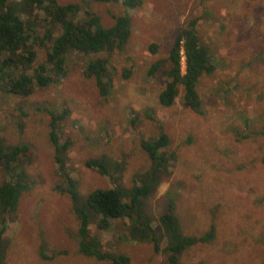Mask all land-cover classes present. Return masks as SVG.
I'll return each instance as SVG.
<instances>
[{
	"label": "rangeland",
	"instance_id": "1",
	"mask_svg": "<svg viewBox=\"0 0 264 264\" xmlns=\"http://www.w3.org/2000/svg\"><path fill=\"white\" fill-rule=\"evenodd\" d=\"M58 2L79 4L76 22L91 11L110 27L114 15L127 14L131 33L121 49L92 55L106 60V95L84 72L90 55L75 50L58 82L35 85L26 96L0 91V142L30 147V185L3 234L6 264H110L79 250L71 196L56 188L66 183L54 159L51 115L59 140L69 142L66 164L80 196L96 188L129 189L138 175L160 182L145 200L153 227L173 202L185 234L215 230L211 240L183 250L179 264H264V0H139L131 10L121 2ZM194 17L216 67L197 82L200 111L182 103L181 85L174 103L163 106L158 94L168 78L162 70L171 67L179 28ZM34 47V65L43 63L47 47ZM160 59L164 65L150 73ZM161 133L169 138L161 150L172 160L155 169L141 141ZM101 157L113 176L86 166ZM4 176L0 165V183ZM128 223L118 219L110 230L94 223L90 228L105 250L125 253L130 264H169L167 253L156 252L151 242L130 239Z\"/></svg>",
	"mask_w": 264,
	"mask_h": 264
},
{
	"label": "trees",
	"instance_id": "2",
	"mask_svg": "<svg viewBox=\"0 0 264 264\" xmlns=\"http://www.w3.org/2000/svg\"><path fill=\"white\" fill-rule=\"evenodd\" d=\"M100 2H121L126 10L135 8L139 0H96ZM80 10L79 4L71 2L60 4L58 0H0V91L12 95L26 96L35 85L46 87L58 82L66 73V60L70 51L75 50L90 57L86 61L85 74L95 79L100 93L108 94L106 60L92 57L100 51L121 49L131 33L130 18L127 14L114 15V24L105 27L100 17L86 11V18L76 22L74 16ZM47 42L50 45H47ZM46 46L43 63H36L37 51L34 45ZM155 45L151 49L154 50ZM184 59L182 69L181 59ZM168 61L171 67L162 70L168 78L158 94V101L163 106H170L178 95V85L183 87L182 103L200 111L201 100L197 91V82L202 74L211 73L216 65L208 49L203 46L197 34L196 18H192L176 33L170 48ZM165 60L155 61L150 73L164 65ZM32 68V75L26 70ZM50 139L54 145V159L61 181L66 186L56 185L60 191L68 192L78 219L79 250L87 256L99 260L108 259L110 264H130L125 253L110 252L104 249L101 238L91 231L95 224L100 231L110 230L118 219L127 220L130 239L148 241L153 249L164 251L169 264H179L178 255L186 248L203 243L214 237V227L203 235L185 234L176 216L173 202L158 217L159 224L153 227L152 218L145 211V200L155 193L159 183L140 180L139 175L129 189L118 186L96 188L86 196H80L75 180L70 176L67 166L69 142H61L57 133V117L51 115ZM169 138L161 133L150 140H142L141 146L151 160V168L172 160V154H166L164 147ZM30 147L26 144L4 146L0 142V165L3 166L4 179L0 183V264L4 259V232L7 222L14 214L19 198L27 190L30 181L25 165L30 162ZM86 166L96 167L102 174L111 175L106 161L101 158L88 159ZM140 182V184L138 183ZM143 182V183H142ZM156 185V186H154ZM165 246L160 248L161 240ZM40 255L47 258L40 247Z\"/></svg>",
	"mask_w": 264,
	"mask_h": 264
},
{
	"label": "built area",
	"instance_id": "3",
	"mask_svg": "<svg viewBox=\"0 0 264 264\" xmlns=\"http://www.w3.org/2000/svg\"><path fill=\"white\" fill-rule=\"evenodd\" d=\"M181 63H182V69H184V59H183V57L181 59Z\"/></svg>",
	"mask_w": 264,
	"mask_h": 264
},
{
	"label": "crops",
	"instance_id": "4",
	"mask_svg": "<svg viewBox=\"0 0 264 264\" xmlns=\"http://www.w3.org/2000/svg\"><path fill=\"white\" fill-rule=\"evenodd\" d=\"M176 99V98H175Z\"/></svg>",
	"mask_w": 264,
	"mask_h": 264
}]
</instances>
